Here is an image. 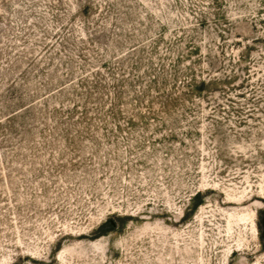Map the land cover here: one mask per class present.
<instances>
[{
    "label": "rangeland",
    "instance_id": "rangeland-1",
    "mask_svg": "<svg viewBox=\"0 0 264 264\" xmlns=\"http://www.w3.org/2000/svg\"><path fill=\"white\" fill-rule=\"evenodd\" d=\"M0 264H264V0H0Z\"/></svg>",
    "mask_w": 264,
    "mask_h": 264
},
{
    "label": "trees",
    "instance_id": "trees-1",
    "mask_svg": "<svg viewBox=\"0 0 264 264\" xmlns=\"http://www.w3.org/2000/svg\"><path fill=\"white\" fill-rule=\"evenodd\" d=\"M103 229V228H102Z\"/></svg>",
    "mask_w": 264,
    "mask_h": 264
}]
</instances>
